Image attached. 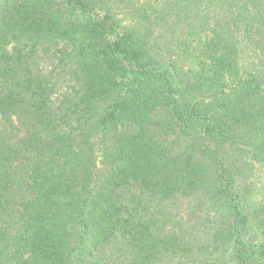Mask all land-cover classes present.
Returning a JSON list of instances; mask_svg holds the SVG:
<instances>
[{
  "label": "trees",
  "instance_id": "obj_1",
  "mask_svg": "<svg viewBox=\"0 0 264 264\" xmlns=\"http://www.w3.org/2000/svg\"><path fill=\"white\" fill-rule=\"evenodd\" d=\"M257 155L264 0H0V264H264Z\"/></svg>",
  "mask_w": 264,
  "mask_h": 264
},
{
  "label": "rangeland",
  "instance_id": "obj_2",
  "mask_svg": "<svg viewBox=\"0 0 264 264\" xmlns=\"http://www.w3.org/2000/svg\"><path fill=\"white\" fill-rule=\"evenodd\" d=\"M191 39L192 38L189 37L186 41H192ZM184 44H186L185 41L179 45L180 49L186 47ZM196 45L197 41L190 42V44L187 45L185 53H177L176 55L179 56L177 58H173V60L179 61L186 68L190 67L195 69V71L201 69V62L204 58L201 55L200 49L194 48ZM258 155L254 158V160H247L252 162V166L254 167H250L251 169L253 168V170L247 177L248 185H245L243 188L245 191V199H243L242 205L245 212L247 211L246 213H248L249 216L247 228L248 237H250L253 243H261L264 245V161L261 159L258 160ZM218 256H220V252H217L216 255L209 256L206 259L205 264H224V256Z\"/></svg>",
  "mask_w": 264,
  "mask_h": 264
}]
</instances>
